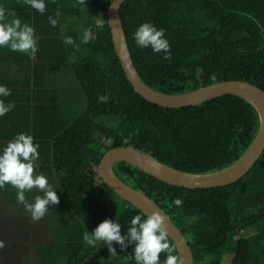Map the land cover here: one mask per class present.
Instances as JSON below:
<instances>
[{
	"label": "trees",
	"instance_id": "trees-1",
	"mask_svg": "<svg viewBox=\"0 0 264 264\" xmlns=\"http://www.w3.org/2000/svg\"><path fill=\"white\" fill-rule=\"evenodd\" d=\"M110 2L44 0L41 14L24 0H0L6 14L34 29L38 47L34 58L0 47V85L11 93L0 100L14 105L0 116V154L17 134L31 135L39 145L34 174L46 176L60 199L34 221L17 203L15 188L0 189V264H136L134 244L121 250L113 242L111 253L103 242L93 247L83 240L105 219L118 222L126 235L135 215L147 218L105 185L99 174L103 156L130 147L175 171L211 174L236 163L258 135L259 112L241 96L175 109L142 98L116 54ZM87 9L95 17L88 18ZM49 16L58 20L56 27ZM119 18L134 65L152 90L174 96L245 81L264 91V0H129ZM143 23L164 29L171 60L136 45L133 34ZM89 28L92 38L81 43ZM112 169L179 228L193 264H224L229 257L232 264H264V151L238 182L212 189L173 186L125 162ZM37 195L44 193L25 192L29 203ZM176 198L183 202L179 207L172 203ZM36 222L42 231L34 241ZM252 228L255 233L243 236ZM166 258L161 253L159 264Z\"/></svg>",
	"mask_w": 264,
	"mask_h": 264
},
{
	"label": "clouds",
	"instance_id": "clouds-1",
	"mask_svg": "<svg viewBox=\"0 0 264 264\" xmlns=\"http://www.w3.org/2000/svg\"><path fill=\"white\" fill-rule=\"evenodd\" d=\"M24 2L43 14L46 11L44 0H24ZM80 5H86V0H78ZM12 15V19H7ZM49 23L56 27L58 20L49 16ZM136 45L140 48L150 47L153 53H164V59L171 60L172 54L170 44L164 36V29H157L151 23L141 24L133 34ZM92 38L91 29L83 33L81 43H88ZM65 42L73 45L79 50L71 37H66ZM0 47L9 48L13 52L27 54L34 58L38 51L34 29L28 24H22L15 14H6L5 9L0 6ZM11 95L8 88L0 85V96ZM106 95L98 96L99 102H107ZM14 108V105H5L0 100V116L6 115ZM39 145L33 143V137L25 133H19L10 141L0 154V189L11 185L17 190V203L24 206L31 214L34 221L42 219L49 210V205H59L60 199L53 186L49 184L48 178L42 174L35 173V161L39 159ZM36 189L44 195H37L34 203H29L25 192ZM176 206L182 205V200L176 198L172 201ZM84 242L95 247L103 242L111 253L116 250L112 247L113 242L120 245L121 250L129 244H134V260L136 264H159L161 253H167L164 264H181L180 258L173 253L175 246L169 242L166 228V218L155 211L142 220L141 215H135L131 221L126 235H121V225L113 220L105 219L93 230L83 234ZM4 242L0 240V249L4 248Z\"/></svg>",
	"mask_w": 264,
	"mask_h": 264
},
{
	"label": "water",
	"instance_id": "water-1",
	"mask_svg": "<svg viewBox=\"0 0 264 264\" xmlns=\"http://www.w3.org/2000/svg\"><path fill=\"white\" fill-rule=\"evenodd\" d=\"M127 1L129 0H111L108 21L116 54L129 82L142 98L154 105L175 109L198 106L226 95H237L250 101L260 115V129L248 151L236 163L216 173L201 175L181 173L130 147L114 148L108 151L100 162L99 174L105 185L146 216L159 211L166 218L167 232L177 247L181 264H193V252L179 228L152 200L119 180L112 167L115 163L125 162L164 183L187 189H212L232 185L249 172L264 151V91L245 81L219 83L188 94L174 96L152 90L143 81L134 65L119 18V10Z\"/></svg>",
	"mask_w": 264,
	"mask_h": 264
},
{
	"label": "rangeland",
	"instance_id": "rangeland-1",
	"mask_svg": "<svg viewBox=\"0 0 264 264\" xmlns=\"http://www.w3.org/2000/svg\"><path fill=\"white\" fill-rule=\"evenodd\" d=\"M89 9H87V10H85L84 11V13H85V15L88 17V18H90V17H95V15L93 14V12L92 11H88ZM100 12V11H99ZM98 182L99 183H101L100 182V180H98ZM41 231H42V225H41V223L40 222H36L35 224H34V227H33V240L34 241H36L37 239H38V235H39V233H41ZM255 229H250V230H248V231H246V232H244L243 233V236H245V237H247V236H251L253 233H255ZM4 249L5 248H3V249H0V260H1V258L3 257V254L5 253V251H4ZM231 261H232V258L231 257H229V258H225V260H224V264H232L231 263Z\"/></svg>",
	"mask_w": 264,
	"mask_h": 264
}]
</instances>
